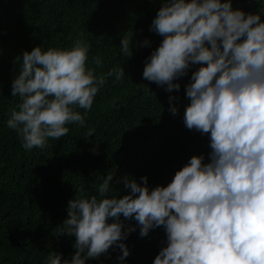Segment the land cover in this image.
Here are the masks:
<instances>
[{"label":"clouds","instance_id":"9594fccd","mask_svg":"<svg viewBox=\"0 0 264 264\" xmlns=\"http://www.w3.org/2000/svg\"><path fill=\"white\" fill-rule=\"evenodd\" d=\"M150 30L163 40L145 64V80L178 91L180 84L173 81L187 75L191 65H201L186 85L190 104L184 123L189 130L210 133V163H203V155L193 156L166 187L151 190L146 176L140 178L143 186L126 177L130 194L119 199L108 198L113 179L108 175L98 188L101 199L92 195L68 202L61 234L75 237L76 251L70 259L53 252L47 264H86L114 246L122 252L118 259L125 260L130 252L122 241L136 228L126 227L121 216L137 222L141 237L163 226L167 246L153 264H264L261 15L233 10L232 0H165ZM130 43L122 38L123 54H129ZM89 49L78 38L70 49L36 47L23 53L11 91L21 103L7 127L17 131L25 150L43 149L48 138L66 136V124L84 126L75 108L91 110L106 79L125 76L123 67L97 76L86 67ZM94 63L102 64L99 57ZM175 99L170 96V103ZM170 111L176 115L178 109ZM93 134L90 129L88 135Z\"/></svg>","mask_w":264,"mask_h":264},{"label":"trees","instance_id":"16d2710c","mask_svg":"<svg viewBox=\"0 0 264 264\" xmlns=\"http://www.w3.org/2000/svg\"><path fill=\"white\" fill-rule=\"evenodd\" d=\"M164 2L0 0V264H47L53 252L70 259L75 237L61 234L68 202L92 195L101 199L98 188L108 175H113L108 198L119 199L130 194L126 177L143 186L140 178L146 176L151 190L166 187L193 156L203 155V163H210V133L189 130L184 123L190 104L186 85L201 65H191L187 75L173 81L180 84L178 91L168 92L167 85L143 78L148 58L163 40L150 28ZM232 7L260 14L264 22V0H232ZM124 37L131 41L128 55L120 48ZM78 38L90 45L87 68L99 76L123 67L125 76L108 77L91 110L75 108L84 126L66 124V136L48 138L45 148L27 151L17 131L7 127L21 103L11 91L23 53L36 47L70 49ZM95 57L101 66L95 65ZM170 96L176 97L171 103ZM121 220L136 228L122 241L130 255L119 260L122 252L114 246L86 264H153L167 246L163 226L141 237L134 219Z\"/></svg>","mask_w":264,"mask_h":264}]
</instances>
